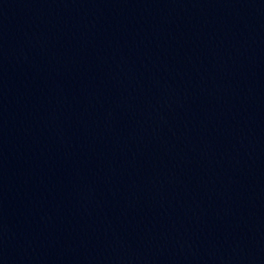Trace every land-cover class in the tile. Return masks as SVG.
Wrapping results in <instances>:
<instances>
[{"label": "water", "instance_id": "water-1", "mask_svg": "<svg viewBox=\"0 0 264 264\" xmlns=\"http://www.w3.org/2000/svg\"><path fill=\"white\" fill-rule=\"evenodd\" d=\"M0 264H264V0H0Z\"/></svg>", "mask_w": 264, "mask_h": 264}]
</instances>
